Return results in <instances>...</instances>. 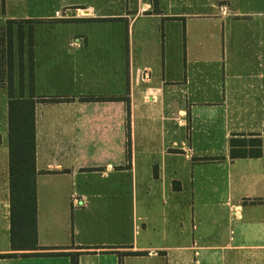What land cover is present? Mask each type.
I'll use <instances>...</instances> for the list:
<instances>
[{"label": "crops", "instance_id": "obj_1", "mask_svg": "<svg viewBox=\"0 0 264 264\" xmlns=\"http://www.w3.org/2000/svg\"><path fill=\"white\" fill-rule=\"evenodd\" d=\"M159 10L0 0V255H18L0 264H71L12 251L11 95L37 100L40 248L79 264H264V144L229 157L234 134L264 140V0Z\"/></svg>", "mask_w": 264, "mask_h": 264}, {"label": "trees", "instance_id": "obj_2", "mask_svg": "<svg viewBox=\"0 0 264 264\" xmlns=\"http://www.w3.org/2000/svg\"><path fill=\"white\" fill-rule=\"evenodd\" d=\"M151 1L154 13H160L159 0ZM10 65V64H9ZM11 94V91H10ZM54 102L55 100H50ZM36 104L33 97L14 99L9 107L11 245L14 252H29L22 257L67 256L71 264H79L81 254L54 253L55 249L40 248L37 229V168H36ZM264 140L258 134H234L229 146V157L254 159L262 156ZM218 160V159H216ZM45 251V253H36ZM142 254H125V256ZM17 254L0 255V259L16 258Z\"/></svg>", "mask_w": 264, "mask_h": 264}, {"label": "rangeland", "instance_id": "obj_3", "mask_svg": "<svg viewBox=\"0 0 264 264\" xmlns=\"http://www.w3.org/2000/svg\"><path fill=\"white\" fill-rule=\"evenodd\" d=\"M7 34L4 32V33H1V39L0 41L2 42V44L6 43L7 42ZM3 51H5V47L3 48ZM29 66L30 64L29 63H25L24 64V68H25V71L27 73V75H29Z\"/></svg>", "mask_w": 264, "mask_h": 264}, {"label": "built area", "instance_id": "obj_4", "mask_svg": "<svg viewBox=\"0 0 264 264\" xmlns=\"http://www.w3.org/2000/svg\"><path fill=\"white\" fill-rule=\"evenodd\" d=\"M83 201V200H82ZM83 203V202H82Z\"/></svg>", "mask_w": 264, "mask_h": 264}]
</instances>
